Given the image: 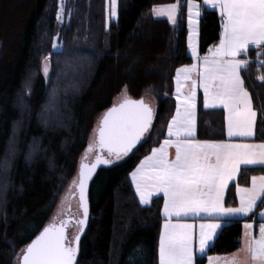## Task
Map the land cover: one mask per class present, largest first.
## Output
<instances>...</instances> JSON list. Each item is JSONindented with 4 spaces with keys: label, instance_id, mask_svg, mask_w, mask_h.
I'll use <instances>...</instances> for the list:
<instances>
[{
    "label": "trees",
    "instance_id": "1",
    "mask_svg": "<svg viewBox=\"0 0 264 264\" xmlns=\"http://www.w3.org/2000/svg\"><path fill=\"white\" fill-rule=\"evenodd\" d=\"M177 1L176 27L149 13L154 5ZM193 1L201 8L197 49L202 59L219 44L222 19L202 0ZM58 5L59 0H0V257L4 264H19L23 250L48 225L67 183L76 181L100 117L126 93L130 99H152L155 122L134 151L109 160L92 179L90 219L77 264H157L162 198L141 206L129 174L166 138L175 112L176 71L193 63L187 53V0H118L117 19L108 25L106 0H64L57 32ZM9 23L15 29L8 37ZM55 38L59 51H53ZM238 58L248 59L240 74L257 113L254 141L261 143L264 67L258 59L264 51L258 56L249 49ZM195 139L225 140L223 111L204 109L199 92ZM260 173L258 167L242 168L225 206H236V187L249 186ZM247 220H226L194 263L236 250Z\"/></svg>",
    "mask_w": 264,
    "mask_h": 264
},
{
    "label": "snow or ice",
    "instance_id": "2",
    "mask_svg": "<svg viewBox=\"0 0 264 264\" xmlns=\"http://www.w3.org/2000/svg\"><path fill=\"white\" fill-rule=\"evenodd\" d=\"M206 8L218 10L223 32L219 46L209 50L202 59L198 56L196 17L200 5L187 0L188 48L197 63L176 71L175 116L167 126V139L152 149L132 173V182L141 204L147 205L154 195L162 194L165 223L159 237V264H194V225L180 222L191 216H248L264 197V175L252 176L251 187H236L239 207H224V190L237 177L241 165L258 166L264 171V142H244L254 136L257 113L253 110L249 92L241 77L247 62L237 57L249 45L264 46V0H203ZM63 5H61V11ZM178 3L153 8L158 17L177 23ZM110 16H117V0H110ZM61 17L58 16L57 19ZM264 63V61H262ZM47 65L44 68L47 74ZM195 73L199 79L193 80ZM264 81V77L260 78ZM183 82H191L188 93ZM197 87L203 89L205 109L221 107L227 113V135L242 142H210L195 140ZM153 111L142 100L136 101L124 94L123 101L108 110L98 126L99 147L107 149L117 159L127 155L143 139L153 122ZM175 149V158L169 159V149ZM94 149L89 143L87 152ZM87 153L85 154V158ZM111 163L98 156L91 167L81 163L79 173V200L84 217L88 215L85 191L88 180L98 164ZM73 181V185H76ZM264 216V212L260 213ZM176 218L177 222L172 223ZM51 224L44 228L27 246L22 264H75L79 235L69 242L66 224ZM83 225L85 221H78ZM219 223L199 225L198 250L204 253L216 237ZM252 224L244 225L243 251L253 264H264V223L259 224L258 236H253ZM82 230V229H81ZM209 264L213 258L209 257ZM225 264H238L237 259H225Z\"/></svg>",
    "mask_w": 264,
    "mask_h": 264
},
{
    "label": "rangeland",
    "instance_id": "3",
    "mask_svg": "<svg viewBox=\"0 0 264 264\" xmlns=\"http://www.w3.org/2000/svg\"><path fill=\"white\" fill-rule=\"evenodd\" d=\"M107 1V7H106V24L108 25L110 22H112V21H116V19H117V16H118V13H117V16L116 17H111L110 16V0H106ZM194 3H196V4H198L196 1H193ZM175 3H178V5H179V11L177 12V23L175 24V25H173L170 21H168L167 20V18L166 17H160V18H162V19H165L169 24H170V26H172V27H176L177 26V24H178V21H179V15H180V4H179V1H177V2H175ZM64 4V0H59V5H58V12H57V16H56V18L58 17V16H60L61 18L60 19H57V32L59 31V29H60V25H61V23H62V21H63V10L61 11V5H63ZM174 4V3H173ZM15 5V4H14ZM117 5H118V0H117ZM170 5V4H169ZM199 5V4H198ZM166 6H168V5H154L151 9H150V11H149V13L153 16V17H156V18H158L153 12H152V9L153 8H160V7H166ZM10 13H11V11H9ZM201 16V15H200ZM200 16L199 17H196V25H195V27H196V29H197V32H198V25H199V21H200ZM9 25L10 26H7L6 28H5V30H4V32H5V34H6V36H8L9 37V35L11 36V34H12V30L13 29H15L14 28V26L12 25V23H9ZM186 28H187V53H188V55L192 58V56H191V50L188 48V35H189V26H188V10H187V5H186ZM1 30V29H0ZM223 32V31H222ZM221 35H222V33H221ZM197 40H198V35H197V37H196V44H197ZM215 48V47H214ZM213 48V49H214ZM61 49V44L58 42V40H57V38H55V40H54V42H53V51H59ZM197 51H198V49H197ZM193 59V58H192ZM188 67V66H187ZM192 79L193 80H196V78H195V76L192 74ZM182 83H185L186 84V86L182 89L183 90V92L185 93V94H187L188 93V91H189V89L191 88V82L189 81V82H183L182 81ZM176 75H175V78H174V88H173V99H174V101H175V108H176V103H177V100H176ZM150 103H151V105L152 106H155V102H153V100L152 99H149L148 100ZM173 116H175V112H174V115ZM172 119V118H171ZM170 122H171V120H170ZM169 122V123H170ZM166 137H167V131H166ZM87 155H89L90 157H92V153H88L87 152ZM122 158V157H121ZM118 160V159H117ZM73 182L71 181L70 183H67V185H66V187L67 188H65V190L63 191V193L60 195V197H59V199H58V201H57V203H56V205H55V208H54V210H53V213H52V215H51V218H50V221L52 220V219H54L53 217L55 216V215H60L61 214V212L63 211H65L66 210V208H67V204H68V198L70 197V195L71 194H73L74 192H75V188H74V185L72 184ZM77 184V183H76ZM76 193V192H75ZM261 203H262V199L261 200H258V202H257V207L254 209V211L253 212H251L248 216H243L242 218L244 219V218H247V219H251V220H247V222L246 223H248V224H252L253 225V228L251 229V232H252V234H253V236H258V234H259V224L260 223H264V216H261L260 215V213L261 212H264V204L263 205H261ZM259 209V210H258ZM257 210H258V212H257ZM49 221V222H50ZM245 223V224H246ZM244 224V225H245ZM244 231H245V229H244V226H243V230H242V235H241V240H240V243L242 242L243 243V246H244ZM215 238V237H214ZM212 244V243H211ZM207 250L208 249H206V251L204 252V253H202V254H206V252H207ZM197 252H199L198 250H197ZM230 255L231 254H229V253H226V254H218V255H212L213 256V264H225V259L227 258V259H229L230 260ZM241 254H240V252L236 255L237 257H239ZM200 256H202V255H200ZM18 259H20V257L18 258ZM4 262H6L5 261V259L4 258H1L0 257V264L1 263H3L4 264ZM238 264H253V262L251 261V259H250V257H249V254L247 253V255L246 256H243V257H241V259H240V261L238 262Z\"/></svg>",
    "mask_w": 264,
    "mask_h": 264
},
{
    "label": "crops",
    "instance_id": "4",
    "mask_svg": "<svg viewBox=\"0 0 264 264\" xmlns=\"http://www.w3.org/2000/svg\"><path fill=\"white\" fill-rule=\"evenodd\" d=\"M202 1H203V0H202ZM218 46H219V44H218L217 46H215V48L218 47ZM215 48H214V49H215ZM249 49H253V50L256 52V54H258V56H260V55H262V53H263V51H264V46H261V47L257 48V47H255V46H253V45H249L248 50H249ZM248 50H247V51H248ZM247 51H246V52H242L240 55H242V56H246ZM208 55H209V54H208ZM240 55H239V56H240ZM237 59H239V58L237 57ZM239 60H243V61H246V62L248 61L247 58L239 59ZM262 61H264V58H262V59H258L259 64H261V65L264 67V63H262ZM193 63H197V61L193 59ZM193 63H192V64H193ZM190 66H191V65H190ZM193 75L195 76L196 80L199 79V77H198L195 73H193ZM198 92L201 93V95H202V104H203V89L197 87V93H198ZM203 108H204V107H203ZM204 109H205V108H204ZM206 110H222V111H223V115H224V128H225V140H223V141H221V142H233V143L242 142V141H241V138H238V137H233V138L231 139V141H229V137H228V135H227V120H226L227 113L224 111L223 108H221V107H217V108H214V109H213V108H209V109H206ZM256 120H257V116H256ZM255 127H256V121H255V126H254V136H253V137H250V138H247L244 142L260 143V142H256V141H254V138H255ZM167 138H168V137H166L165 139H167ZM165 139H164V140H165ZM194 139H195V137H194ZM164 140H162V142H161L157 147H155V148L160 147V145L163 144ZM195 140H196V139H195ZM151 154H152V151H151L147 156H150ZM147 156H145V157H144V158H143V159L137 164V166H136V167L130 172V174H129V181H130L131 187H132V189H133V192H134V194H135V197H136V199L138 200V202H139V204H140L141 206H143V207H147V206H149V205L152 203V201H153L154 199L159 198V197L162 198V204H161V210H160V215H161V218H162V223H161L160 233H159V237H160V234L163 232V226H164V223H165V216H164V209H163V196H162V194L152 196V197L150 198V202H149L147 205H145V204H141V203H140V200H139V196L136 194L135 185H134V183L132 182V173H133V172L139 167L140 163H141V162H142ZM174 158H175V149H174V148H170V149H169V159L171 160V159H174ZM249 167H254V166H244V165H241L240 171H241L242 168H249ZM255 167H258V166H255ZM255 167H254V168H255ZM258 168H259V167H258ZM240 171H239V173H240ZM239 173L237 174V177H236L234 180H232V181L229 182V184L227 185V187H226L225 190H224V198H223V204H224V207H227V206H225V199H226L227 191H228L230 185L235 184V183L237 182V179H238ZM259 175H264V171H261V173H260ZM259 175H257V176H259ZM247 187H251V182H250L249 186H247ZM235 194H236V189H235ZM261 199H262V197H261ZM236 202H237V205H236V206H233V207H239V203H240V201H239V197H238L237 194H236ZM257 202H258V201H257ZM261 205H263V204H261ZM258 210H259V209H258ZM258 210H257V212H258ZM242 217H243V216H216V217H214V218L205 217V218L202 220L200 217H191V216H189V217H187V218L181 220L180 222H183V223H190V224H193V225L195 226V227H194V244H193V248H194V262H195V258H196L197 256L204 255V254H202V253H200V252H197V250H198L199 225H200V223H205V222H215V223H219V224H220V228H221V227L225 224V221H226V220L240 219V218H242ZM176 222H177L176 218H173V219H172V223H176ZM220 228H218V229L216 230V235L218 234ZM240 240H241V239H240ZM157 250H158V253H157L158 263H157V264H159V242H158V249H157ZM198 251H199V250H198ZM239 252H240L241 255H240L239 257H237L236 255H237ZM229 254H231V255H230V259H232L233 257H235V258L237 259V262L240 261L241 257L247 255V253H246L245 251H243V243H242V242L239 243V246H238V248H236V250H234L233 252H231V253H229ZM209 257L213 258V256H208L206 264H209ZM194 264H195V263H194Z\"/></svg>",
    "mask_w": 264,
    "mask_h": 264
},
{
    "label": "flooded vegetation",
    "instance_id": "5",
    "mask_svg": "<svg viewBox=\"0 0 264 264\" xmlns=\"http://www.w3.org/2000/svg\"><path fill=\"white\" fill-rule=\"evenodd\" d=\"M92 152L93 154L91 158H94L97 153L96 141H94V149ZM103 156L105 157V155ZM125 157L126 156H124L123 158ZM123 158H119V159H123ZM88 159H90V156L88 157ZM74 188L76 189V185H74ZM75 192L71 194L70 197L68 198V204L66 210L64 212L62 211L60 215H55L53 217L54 219H52L46 226L48 227L51 224H56L57 226H59L62 221H68V223L66 224V236L69 242L74 241L77 235H79V237L80 236L82 237V235L86 232L88 228L89 219H90V213L87 218L84 217L83 210L80 206L77 189L75 190ZM82 219L85 221V223L83 225H80L78 221ZM77 261L78 259L76 256L75 264H77Z\"/></svg>",
    "mask_w": 264,
    "mask_h": 264
},
{
    "label": "water",
    "instance_id": "6",
    "mask_svg": "<svg viewBox=\"0 0 264 264\" xmlns=\"http://www.w3.org/2000/svg\"><path fill=\"white\" fill-rule=\"evenodd\" d=\"M123 98H124V94L123 95H121L120 96V98H118V99H116L114 102H113V104H112V106L110 107V108H112L113 106H116V105H118L119 103H121L122 101H123ZM132 100H136V101H140V100H142L147 106H149L151 109H152V111H153V122H152V124H154V122H155V111H154V108H153V106L151 105V103H149L147 100H144V99H132ZM110 108L109 109H107L103 114H102V116L100 117V119H99V122H98V125H97V127H96V131H95V141H96V144H97V153H96V156L94 157V158H90V159H87L86 161H81V163L83 162L84 164H86V165H88L89 167H91L93 164H95L96 163V158L98 157V156H100V157H102L103 159H105V160H112V161H114V160H117V158H116V156L114 155V154H112V155H110L109 153H108V151H107V149L105 148V149H103V150H101V148L99 147V143H98V141H99V137H98V126H99V123H100V120L102 119V117H103V115L108 111V110H110ZM151 129V128H150ZM150 129H149V131H150ZM149 131L147 132V133H145V135H144V137L149 133ZM144 137H143V139H144ZM143 139L136 145V147L143 141ZM135 147V148H136ZM135 148H133L127 155H129L132 151H134L135 150ZM103 155H105V157L103 156ZM127 155H125V156H127ZM122 158L124 157V156H121ZM120 157V158H121ZM81 163L78 165V169H77V175H76V182H77V184H76V189H77V193H78V198H79V188H78V181H79V173H80V166H81ZM102 165H106V164H104V163H101V164H98L97 166H96V168H95V170L93 171V173H92V175H91V178L88 180V182H87V186H86V191H85V198H86V202H87V207H88V201H87V196H88V189H89V186H90V183H91V181H92V179L94 178V176H95V174H96V172H97V170L102 166ZM80 201V200H79ZM82 208V207H81ZM83 210V209H82ZM89 207H88V215H87V217L89 216ZM86 217V218H87ZM46 228V227H45ZM40 235V234H39ZM81 237V236H80ZM27 248V247H26ZM26 248H25V251H26ZM25 251H24V253L22 254V256H21V258H20V261H19V264H22V258H23V256H24V254H25Z\"/></svg>",
    "mask_w": 264,
    "mask_h": 264
}]
</instances>
